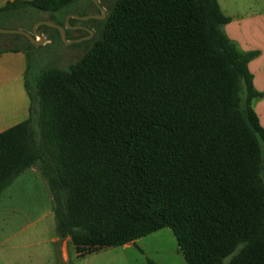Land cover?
Segmentation results:
<instances>
[{"label": "trees", "instance_id": "16d2710c", "mask_svg": "<svg viewBox=\"0 0 264 264\" xmlns=\"http://www.w3.org/2000/svg\"><path fill=\"white\" fill-rule=\"evenodd\" d=\"M79 1L0 15L62 22ZM230 21L218 0H116L79 60L26 80L30 117L0 133V195L37 167L79 258L169 228L186 264H264L257 53L235 47Z\"/></svg>", "mask_w": 264, "mask_h": 264}, {"label": "rangeland", "instance_id": "374dc122", "mask_svg": "<svg viewBox=\"0 0 264 264\" xmlns=\"http://www.w3.org/2000/svg\"><path fill=\"white\" fill-rule=\"evenodd\" d=\"M115 1L98 0L100 4L108 5L110 8ZM219 3L222 11L230 17H246L254 13L264 12V0H219ZM80 10L86 14L95 13L96 7L93 0H80L60 18L64 20L67 14L77 16ZM49 15L34 8L16 9L0 15V29L31 32L38 24L46 21ZM92 24L93 26L99 25V30L104 25L95 22ZM37 31L45 38L44 43L40 46L31 44L22 35L6 36L0 33V44L6 37L17 41L19 48L25 51L27 58L26 60L24 55L20 58L10 54L0 57V121H3L0 122V129L6 127L7 123L12 124L23 120L20 112L21 107L31 105L24 88V80L18 78L25 71L26 66L25 82L27 80L33 90L42 72L53 68L67 70L94 44L93 41L68 43L61 39L59 32L44 26H39ZM96 37V40L99 39L100 34ZM74 38V33L66 35L68 41H72ZM4 49H6L5 46H0V51H4ZM34 169L39 172L37 167ZM27 172L25 174H29ZM39 174L38 176H42L40 172ZM26 177L24 176V178ZM27 181L22 184L25 190L28 191V194H31L33 190L35 194L37 193V198H39V194H42V206L45 209L47 202L49 203L50 192L44 178L41 179V183L37 182L36 184ZM31 185H33V189L30 190L29 186ZM52 223L55 230V216ZM72 246L74 245L72 244ZM68 264H186V262L173 231L165 228L142 237L131 245L106 248L83 258H79L75 248L72 247Z\"/></svg>", "mask_w": 264, "mask_h": 264}, {"label": "crops", "instance_id": "0c3cea01", "mask_svg": "<svg viewBox=\"0 0 264 264\" xmlns=\"http://www.w3.org/2000/svg\"><path fill=\"white\" fill-rule=\"evenodd\" d=\"M15 1L17 0H0V8ZM227 17L231 21L224 27V32L235 47L241 53H257L249 62L248 69L253 76L254 89L260 94V97L253 101V109L264 128V12L246 17ZM12 50L4 49L0 57L10 54L20 58L24 55L26 58L24 51ZM26 72L27 66L18 77L23 78L25 89ZM20 112L24 119L12 124L7 123L6 127L0 129V133L27 120L30 117V104L28 107H21ZM28 171L26 172L29 174L24 172L0 195V264H68L70 249L74 247L72 241L69 237L59 238L56 229L54 230L51 195L49 203L46 200L47 206L44 209L42 194L37 198V193L33 190L31 194L25 190L22 185L24 181L36 184L41 183L43 179L38 176L40 174L36 169ZM27 175L30 176L27 178ZM29 187L30 190L33 189V185Z\"/></svg>", "mask_w": 264, "mask_h": 264}, {"label": "flooded vegetation", "instance_id": "af4514ba", "mask_svg": "<svg viewBox=\"0 0 264 264\" xmlns=\"http://www.w3.org/2000/svg\"><path fill=\"white\" fill-rule=\"evenodd\" d=\"M100 6L105 10L106 14H107V11L109 9V6L108 5H102L100 4ZM96 7V12L93 13V14H86L83 10L81 11H78V15L77 16H80V17H83L85 15H98L100 17H102V13L101 11L99 10V8L95 5ZM71 15H75V14H67V16L65 17V19L61 22L60 19H57L54 15H49V17L47 18L46 21H49L50 18L52 17L53 18V22L55 24H59V25H62L64 26L65 23H66V19L71 16ZM106 19V16L105 18L103 19H92V20H76L74 18H69V23H72L70 24L71 25V29H66V35H70L71 33H74L75 34V38L74 39H80V38H85L84 39V42H91L94 40L98 30H99V25L98 26H93V22L95 23H100V22H104ZM76 21V22H72V21ZM45 27H48V28H51V29H54L56 30L55 28H52L50 26H45ZM58 32V30H56ZM32 32V31H31ZM6 36H11V35H6ZM73 39V40H74ZM0 46H5L6 48H9V49H15L17 47H19V43L15 40H12L11 38H8L6 37L0 44Z\"/></svg>", "mask_w": 264, "mask_h": 264}, {"label": "water", "instance_id": "95a60500", "mask_svg": "<svg viewBox=\"0 0 264 264\" xmlns=\"http://www.w3.org/2000/svg\"><path fill=\"white\" fill-rule=\"evenodd\" d=\"M94 4L99 8V10L102 13V17L98 16V15H89V16H76V15H71L66 19V23L64 26L59 25V24H55L53 22V18L51 17L49 21H44L41 24H38L36 26V28L32 31V32H25L23 30H2L0 29V33L4 34V35H22L25 38H27L31 44L35 45V46H40L41 44L44 43L45 38L37 31V28L39 26H50L52 28H55L56 30H58L61 39L68 42V43H80L82 41H84L85 38H80V39H74L72 41H68L66 39V29H71V25L69 23V18H74L76 20H90V19H103L106 16V12L105 10L100 6V3L98 2V0H93ZM37 39H40L39 41ZM133 243H129L128 245H131Z\"/></svg>", "mask_w": 264, "mask_h": 264}]
</instances>
